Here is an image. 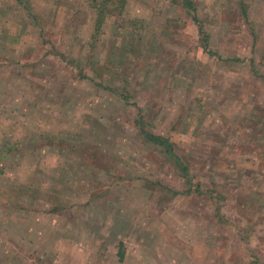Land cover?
Segmentation results:
<instances>
[{
  "label": "rangeland",
  "instance_id": "374dc122",
  "mask_svg": "<svg viewBox=\"0 0 264 264\" xmlns=\"http://www.w3.org/2000/svg\"><path fill=\"white\" fill-rule=\"evenodd\" d=\"M6 123L0 264H264V0H0Z\"/></svg>",
  "mask_w": 264,
  "mask_h": 264
},
{
  "label": "crops",
  "instance_id": "0c3cea01",
  "mask_svg": "<svg viewBox=\"0 0 264 264\" xmlns=\"http://www.w3.org/2000/svg\"><path fill=\"white\" fill-rule=\"evenodd\" d=\"M6 130L2 126L1 133L4 134L5 138H2V141H0V160L2 159L3 161L0 163V202L2 199H5L6 204L3 206L2 203H0V212L3 214H0V221L4 219L5 221V226L8 227V220L9 223L12 222V217H8V211L16 212L18 211L26 213L32 212L37 213L39 211V208H37L36 205H25L24 201H21V194L26 193L28 194L27 196H30L29 194V188H28V182L29 180L27 179L30 174H27L23 170L19 171V167H16L17 165H20L22 163L21 157L23 156V152L21 151L18 154V157L14 159L13 156V140L12 137H7V134L9 130L12 129L11 124L6 123L5 125ZM3 163V164H2ZM2 164V165H1ZM5 164V165H4ZM7 164V165H6ZM18 184V190H15L16 185ZM26 187L27 189L23 188ZM21 187L23 189H21ZM20 188V189H19ZM34 196V195H32ZM37 202L39 200L37 199ZM14 203V204H13ZM43 203V202H42ZM26 207V208H24ZM90 209H92V204H89ZM3 209V210H2ZM41 209V207H40ZM6 211V212H5ZM104 218L102 217V222ZM3 221V220H2ZM117 224V223H116ZM117 226V225H116ZM1 227V225H0ZM115 227V226H114ZM116 235V233H115ZM2 239H0V243H2ZM13 242L15 245H17V242H14L13 239H5L4 244H11ZM22 243H26L25 240H21ZM21 243V244H22ZM124 250L120 249L118 251L117 256L118 260H123L124 258Z\"/></svg>",
  "mask_w": 264,
  "mask_h": 264
},
{
  "label": "trees",
  "instance_id": "16d2710c",
  "mask_svg": "<svg viewBox=\"0 0 264 264\" xmlns=\"http://www.w3.org/2000/svg\"><path fill=\"white\" fill-rule=\"evenodd\" d=\"M184 5L188 9L192 8V4L189 1H185ZM200 31L203 33L202 29ZM139 125H140V131H141L142 135L145 136L150 143H152L153 145L164 147L165 150H166V153L172 154V146H171L169 140L166 137L162 138L161 136L146 132L145 129L143 128V125L142 124H139Z\"/></svg>",
  "mask_w": 264,
  "mask_h": 264
}]
</instances>
